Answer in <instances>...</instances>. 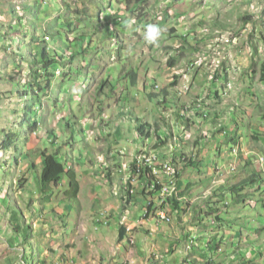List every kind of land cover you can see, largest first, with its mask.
Listing matches in <instances>:
<instances>
[{"label": "rangeland", "instance_id": "374dc122", "mask_svg": "<svg viewBox=\"0 0 264 264\" xmlns=\"http://www.w3.org/2000/svg\"><path fill=\"white\" fill-rule=\"evenodd\" d=\"M35 1L0 0V264H70L79 253L70 252L74 237L82 242L80 253L86 258L87 239L77 231L82 229L80 214L99 208L102 198L94 191L107 192L106 198L116 205L123 186V174L113 170L109 178L108 167L122 165L123 159L118 155L108 159L109 152L148 149L155 144L156 134L168 137L171 124L184 135L187 128L178 121L179 109L191 106L203 94L208 95L210 111L219 112L230 134L221 136L212 124L198 120L211 141L202 149L203 168L186 170L181 176L186 183L194 181L186 203L199 205L197 198L204 200L219 184L226 181L224 186L232 190L260 172L259 182L242 191L255 196L251 204H245L235 202L236 194L228 191L224 202L229 205L220 210L222 222L214 220L200 227L199 219L187 214L188 234L178 224L161 221L156 235L137 234L134 250L137 257L145 258L155 251L173 264H185L191 258L188 264L209 260L213 264H264V34L256 32L257 22L249 24L262 17L253 18L255 10L243 0ZM149 23L161 29L157 45L144 40ZM86 27L89 35L83 32ZM49 33L54 36L46 38ZM219 43L220 53L216 51ZM45 45L59 49L62 57L53 69L51 86L46 88L44 82L39 88H27L33 86L27 60L31 53L40 58ZM240 51L249 64L235 79L237 70L231 62L230 78L229 65L223 69L221 59L226 52ZM228 79L232 89L225 94ZM155 81L160 83L158 89ZM170 81H179V86L167 95ZM153 92L158 97H151ZM197 112L193 106L190 115ZM137 118L158 126V131L153 130L151 138H141ZM104 129L109 131L108 138H101ZM8 134L17 137L6 149ZM195 134L193 130L192 138ZM235 134L241 138L240 153L229 147ZM215 138L224 141L223 148ZM176 147L180 155L187 151ZM44 150L59 151L63 160L69 158L81 185L79 199H67L68 179L64 177L60 190L44 200L32 167V160L42 163ZM131 158L129 154L125 160ZM210 200L218 202L215 196ZM140 202L145 204L143 197ZM94 222L100 233L107 231L113 237L117 232L110 231L113 222L110 227ZM217 244L222 250L212 248ZM126 246H130L128 240L122 243V253ZM169 246L174 252L168 251ZM75 259L80 261L78 256Z\"/></svg>", "mask_w": 264, "mask_h": 264}, {"label": "clouds", "instance_id": "9594fccd", "mask_svg": "<svg viewBox=\"0 0 264 264\" xmlns=\"http://www.w3.org/2000/svg\"><path fill=\"white\" fill-rule=\"evenodd\" d=\"M248 30H249V28L247 29V31ZM160 37H161V29L157 24L149 23V24L145 25L144 40L146 41V43H148L149 45H157ZM213 78H214V75L211 76V79H213ZM171 81L168 85L174 83V82L171 83ZM178 82H177V85L174 87H171L170 90L177 88L179 86ZM226 85H227V88L225 90V94L228 93V89H230V88L232 89V81L228 79V81L226 82ZM159 86H160V83L157 82L155 85V88L158 89ZM206 100H208V95L203 94V95H201V97L194 100L192 102L191 106H184L183 109L182 108L179 109L178 121H182L185 128H187V129H185L186 131H185L184 135L181 136L180 133L176 132L174 130L173 125L171 124L170 125L171 131L168 132V137L163 138V137L159 136L158 134H156L157 139L155 140V144L153 143V145L149 146L148 149H146V148L138 149L136 153L129 152V154H131V156H132V158L129 161L125 160L126 156H128L129 154L124 150H119V151H116L114 153L109 152L108 157H107L108 159L112 158V156H114V155H118L119 157H121L123 159L122 165H116V164L112 165L111 164L110 166H108L110 168V173H109L110 176H112L111 173L113 172V170H117L119 173L123 174V186H122L120 193L118 194V198H120L121 202H123L124 204H129L131 202V200L133 198H136L138 195H142L143 199L145 200V207H144L143 213L139 219H137V220H135V222H133L131 219L129 220V215L126 214L125 215L126 219H124L120 224V227L122 226L125 228L126 236L128 237V239L132 245H135V243H136L134 233L138 229L143 228L149 219H155L157 221L158 225H160L161 221L168 222V221L162 220L159 216H157L155 214L153 216L150 214L145 215V208L147 206H149L150 199H153V204H156V206H159L158 209L166 210V212H168L167 207L169 205H171L169 202L170 199L169 200L167 199L164 203H160V202L157 203V201H159V200H157L156 196H154V194H156V192L149 193L147 191V188L151 184H153L155 179H156L157 175L155 174V170L157 169L160 172L162 170L163 166L165 164H168L169 171L170 170L174 171V173H176V176H178V179L180 182V188H181L180 190L182 192L183 190H185V188L187 186V183L185 182L186 179L181 178L182 174H184V171H186V170L192 169V171H195L196 166H199V160H201V157L199 154L200 153L203 154L202 149L207 145L206 143H209L211 141V139L207 135V132L203 129V126L201 125V127H199L197 124L198 120H203L204 123L205 122L207 123V125L211 124L210 117H211L212 112L210 111V107H208L209 105L207 104ZM196 101H198V102H196ZM193 103H195V104H193ZM193 106L198 107V112L196 115H194L192 113V115H193L192 116V115H190V112H192ZM138 119L139 118H137V127L139 124ZM166 122L167 121H165V123ZM150 125L152 126L151 130H150L151 136L150 137L141 136L139 133L141 138H143V139L151 138L154 134L153 130L158 131V126L156 127V126H153L152 124H150ZM193 130H195V133H197V134H195L196 137L192 138ZM219 134L221 136L224 135L225 137H227L230 133L228 132L227 129H224L223 132L219 131ZM92 135H95L94 132ZM109 136H110V134H109V131L107 129H104L101 131V138H108ZM171 139H172V141H171ZM200 139H202V141H200V143L198 144V141ZM240 139H239V142L236 144L235 143L229 144V147L232 151H233L234 147H237L238 152L239 153L241 152L242 148H241ZM92 141L94 142V138L92 139ZM164 141H167L166 145L158 148L157 144L162 143ZM214 141H216L221 146V148H223V144H224L223 142L224 141H222V139H216ZM187 142H189V144L191 146H185V144ZM144 145H146V143H144ZM176 146L186 147L187 151H183V153L180 155L177 153L178 148ZM197 150L200 153H198V152L192 153L193 151H197ZM64 155H66V154H64ZM186 156L190 160H194V165H192V166L188 165V167L184 168L183 167V161H184ZM262 161L264 162V157L262 158ZM203 165L200 166L201 169L203 168ZM106 168H107V166H106ZM183 183H184V185L185 184L186 185L183 186ZM140 186L142 187V191H141V189L138 190L140 188ZM191 189H192V187L190 188L189 193H192ZM211 194H212V192H211ZM151 196H153V198H151ZM181 196H182V193H181ZM79 197H80V194H79ZM182 197H186V195L182 196ZM206 199H208V196L204 197V200H206ZM204 200H201L199 197L197 198V201H200L201 203ZM178 201H180V200H178ZM189 203L190 202L186 203V201H184V200L180 201V208L181 209L179 211H177L178 212L177 217L183 218L187 214H189V217H192L193 214L189 210V205H188ZM193 203H194V201H192V203H190V204H193ZM150 209H152V206H150ZM93 219H95L96 222H98V223L110 224V221L112 219V215H109V212L107 210L100 209L98 212H96L94 214ZM188 221H190V219ZM94 224H95V222H94ZM130 225L133 226L131 232H129L127 229L128 226H130ZM96 227L97 226L95 224V228ZM189 234H191V232ZM131 238H134V243H132ZM188 248L192 249V245L190 248V244H189ZM191 262H193L192 258L187 259L185 261V264H188ZM130 264H131V262H130Z\"/></svg>", "mask_w": 264, "mask_h": 264}, {"label": "trees", "instance_id": "16d2710c", "mask_svg": "<svg viewBox=\"0 0 264 264\" xmlns=\"http://www.w3.org/2000/svg\"><path fill=\"white\" fill-rule=\"evenodd\" d=\"M37 1V0H36ZM35 1V2H36ZM141 1V0H138ZM38 3V2H36ZM39 4V3H38ZM132 9V8H131ZM130 9V11H131ZM132 12V11H131ZM67 22H65V20H63V24H65ZM69 24L71 22H68ZM85 30H83L84 33H86L85 35H89V32L86 31V28H83ZM60 34V32H58ZM54 36V34H46V38H49L50 36ZM44 43H46V41H42ZM185 46V45H184ZM59 49L57 48H53L51 50L50 47H47L46 45L40 48V58H38L36 56V54L31 53V58L28 59L27 61L31 64L30 65V70H31V75L33 77V86H26L27 88L32 89V87H38V85H43L42 83H45L46 88H49L51 86V81L52 78L55 76V72H53V69L55 68V65L57 63V59L60 60L62 59V57L59 56ZM175 58H172V60L170 61V64L172 66L175 65ZM262 79L264 80V71L262 73ZM156 82V81H155ZM157 83V82H156ZM177 85V82H174L170 85H168L167 90H165V94L170 95V89L171 87H174ZM39 88V87H38ZM37 88V89H38ZM36 89V90H37ZM219 93V92H217ZM220 95V94H218ZM151 97H158V94L156 93H151L150 95ZM166 100V99H165ZM164 100V102H165ZM198 102V101H196ZM195 104V103H193ZM205 104V103H204ZM210 107V106H208ZM28 109H31L30 107H27ZM238 114V112H236ZM139 124H138V132L140 133L141 136H147L150 137L151 133V125L150 123H142L141 119L139 118ZM210 121L211 124L213 125V131L214 132H223L224 129H226L225 125L221 124V116L219 114V112L215 111V113L211 114L210 117ZM241 126V124L239 122L236 123L235 127L237 129H239V127ZM205 135V134H204ZM14 137H17L16 135L13 136L12 134H8V139L5 142V147L6 149L10 148L15 142H14ZM255 137L257 138V135H255ZM239 134H235L233 136L230 137L231 140H229L228 142L231 143H238L239 142ZM200 141H202V139H200L198 141V144L200 143ZM167 141H164L162 143L157 144V147H163L164 145H166ZM226 143V142H225ZM234 145V144H233ZM198 152L197 151H193L192 153ZM191 153V154H192ZM200 153V152H198ZM64 154V153H63ZM68 154V152H66V155ZM201 158H203L204 156H202V154H199ZM42 163H39V165L36 163L35 160H32V167L37 171V181L40 184V191L41 193L44 195V200H48L51 199V197H53L52 195H54L56 193V189L61 188V182L64 179V177H66L68 179V188L65 190L67 199L69 200H77L79 199V194L81 191V185H80V181L78 179V175L77 172L75 171V169L73 168V166L69 163V160L66 158V160H63V157L61 156V153L59 151H57L56 153H51L48 150H44L42 153ZM68 157V156H67ZM203 162L199 160V166H196V168L201 169V165H203ZM247 164H250V162H248ZM188 165L192 166L194 165V160H190L187 156L185 157L184 161H183V167L186 168L188 167ZM246 166V165H244ZM263 175L260 174V172H254L250 178H246L243 182H240V184H235L231 189L229 190L227 187H225L224 185L226 184V181L219 184L216 188H214V191L212 190V194L208 196V199L204 200L201 204L197 205V203H193V204H188L189 205V210L192 212V216L193 218H197L199 219V223H200V227L206 225V223H210V222H214V220L222 222L223 217L221 216L220 210L221 207L224 206H228L229 204H226L224 202V199L226 197V193L228 191H231L232 193L236 194V198H234L235 202H243L245 204H247L248 202L251 204V197L255 196V194L253 193H242L243 189L246 188L247 186H253L251 184H257L259 182V177H262ZM212 179V177H210ZM255 184V185H256ZM194 185V181L193 179H190L187 182V186L185 188V190H183L182 196H185L189 193L190 188ZM260 187V185H259ZM219 191V192H217ZM220 193V194H218ZM212 196L217 197L218 198V202H214L211 201L210 199L212 198ZM10 198L12 199V197L10 196ZM170 204L167 208V214L170 216V218L172 219V221L170 223L173 222V219L175 216L178 215V212L181 208H180V201H178V199L175 197H172V199L169 200ZM206 208V209H204ZM215 215V217L213 218V216ZM189 221L188 223L184 224L183 226H180L183 230L188 227ZM218 226V225H216ZM219 227H224L223 225H220ZM187 233V232H186ZM126 236V230L124 227H120V240L124 239V237ZM241 245L237 246L238 248ZM201 248V247H198ZM212 248L217 249V250H222V247L220 244L217 245H212ZM194 250H197V246H195L193 248ZM202 249V248H201ZM206 248H204L205 250ZM203 250V249H202ZM203 250V251H204ZM206 264H213L214 262L212 260L209 261H205ZM224 262V261H222ZM222 264V263H220Z\"/></svg>", "mask_w": 264, "mask_h": 264}, {"label": "crops", "instance_id": "0c3cea01", "mask_svg": "<svg viewBox=\"0 0 264 264\" xmlns=\"http://www.w3.org/2000/svg\"><path fill=\"white\" fill-rule=\"evenodd\" d=\"M244 3L245 6L249 5L251 6V8L255 10L254 15H252L253 18L259 19L260 16L262 17L263 19L262 21H255L254 19H251L249 24H253V22H257L255 27L256 32L257 33L262 32L264 34L263 31L264 30V0H243V4ZM262 39L264 40V35L262 36ZM217 47L218 50L216 51L220 53L222 51L220 43L218 44ZM221 62H223V67H222L223 69H226V67L229 65L228 66L229 69H227L226 72H229L228 77L230 78H231L230 73L232 71L230 68V63L231 62L234 63L233 67L236 68L237 70L236 76L233 77L235 79H237L241 74L240 69L244 66L246 68L249 64L248 58L244 55V52L241 51L238 54L226 52L225 56L222 57ZM156 175L157 178H161L160 173ZM164 175H166V173ZM151 186L152 184L147 188V191L149 193H154ZM140 189L142 191L141 186L138 190ZM94 194L97 195L99 198H102L101 204L99 205V208L95 209L94 212L89 211L88 213L90 214H84L83 216L80 214V219H82V223H81L82 229L79 227L77 230L79 236H81L80 235L81 232L84 233L83 238L87 239L86 250H88L89 253L86 258H83V256L81 255V253L83 252L82 242L80 241L79 243H77V239L74 237L72 239L73 244L70 245L71 246L70 249L72 248L70 252H74L75 250V251H79V253L77 255H73V261L72 262L70 261V264H123L124 262H129V261L131 262V264H173L172 261H168V259H165L163 255L161 254L159 255L158 253L152 250H151V254L146 258L143 257L142 255L141 256L139 255V257H137L136 251L134 250V245L130 243L128 237L125 236L124 239L120 240V224L124 219H126L125 215L128 214L129 220L131 219L133 222H135V220L139 219L143 213L145 204H141L140 202V197H142V195H138L136 198H133L129 204H124L123 202H121L120 198H117L116 199L117 204L115 205V203L110 198H106L107 196H110L107 192L103 194V192L94 191ZM151 198H153V196H151ZM152 200L153 199H150L149 206L145 208V211L149 210L150 206H152L150 212H154L155 204H153ZM183 200L187 201V198L181 197L180 201ZM100 209H105L109 212V215H112V219L110 221L109 227L113 222L114 228H112L110 231H113L115 229L117 230V232H113L111 234L113 235V237L109 236L108 235L109 233L107 231L100 233L98 232V228L97 227L95 228L93 216ZM153 220L156 221L155 219H149L143 228L138 229L134 233L136 240H137V234L139 233H143L145 235V238L159 233V225L157 224V221L156 224H154ZM188 220H189L188 215H186L183 218L175 216L172 223L183 226L185 223L186 224L188 223ZM95 231L98 233H96ZM184 231L189 234L191 229H189L188 226L184 229ZM81 240H83L82 237ZM124 240H128L130 246L129 248L126 246L125 252L122 253L121 246ZM168 251L174 252V249L171 246H169ZM74 253L76 254V252ZM76 256H78V258L80 259L79 262L76 261L75 259ZM119 256H122L123 258L122 261H119L118 258Z\"/></svg>", "mask_w": 264, "mask_h": 264}, {"label": "built area", "instance_id": "2783aa9c", "mask_svg": "<svg viewBox=\"0 0 264 264\" xmlns=\"http://www.w3.org/2000/svg\"><path fill=\"white\" fill-rule=\"evenodd\" d=\"M163 167H165V169H169L168 168V164H165ZM159 185L163 187V194H154V196H156V199L159 200L157 201V203H164L167 199H172L173 197V192H174V185L175 183H180L178 176H176V173H174V171L170 170L169 171V176L165 177V178H157ZM187 198V197H186ZM153 201V200H152ZM159 206H156L155 204V210L154 212H150V215H157L159 216L162 220L165 221H172V219L170 218V216L167 214L166 210H161L158 209ZM133 226L131 225V228ZM126 262H124L123 264H125Z\"/></svg>", "mask_w": 264, "mask_h": 264}, {"label": "bare ground", "instance_id": "6f19581e", "mask_svg": "<svg viewBox=\"0 0 264 264\" xmlns=\"http://www.w3.org/2000/svg\"><path fill=\"white\" fill-rule=\"evenodd\" d=\"M235 149L237 148V147H234ZM234 148H233V150H234ZM237 150H238V148H237ZM234 152V151H233ZM235 153V152H234ZM168 170L169 169H164V168H162V170L159 172L157 169L155 170V174H158V173H160V176H161V178H165V177H168L169 176V172H168ZM166 173V175H164ZM152 190L154 191V192H157V194H163V187L162 186H160L159 185V182L157 181V177H156V179H155V181H154V183L152 184ZM179 189H181L180 188V183H179ZM179 189H178V187H177V184L175 183V185H174V192H173V197H175L176 196V198L177 199H181V190H180V193H179ZM207 195V194H206ZM188 201V200H187ZM150 209L149 210H146L145 211V215H148V214H150ZM168 222H170V221H168ZM128 231L129 232H131L132 231V228H131V225L130 226H128ZM132 240V243H134V238H132L131 239ZM125 264H129V262H126Z\"/></svg>", "mask_w": 264, "mask_h": 264}]
</instances>
